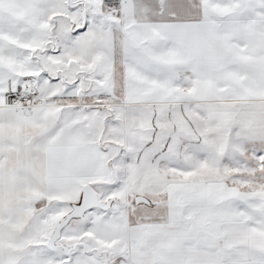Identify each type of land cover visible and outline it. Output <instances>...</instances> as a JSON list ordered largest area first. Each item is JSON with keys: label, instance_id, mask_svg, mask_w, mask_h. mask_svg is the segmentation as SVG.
<instances>
[{"label": "snow or ice", "instance_id": "obj_1", "mask_svg": "<svg viewBox=\"0 0 264 264\" xmlns=\"http://www.w3.org/2000/svg\"><path fill=\"white\" fill-rule=\"evenodd\" d=\"M0 264H264V0H0Z\"/></svg>", "mask_w": 264, "mask_h": 264}]
</instances>
